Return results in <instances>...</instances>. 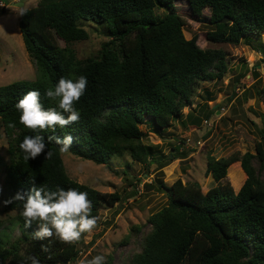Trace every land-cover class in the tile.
I'll list each match as a JSON object with an SVG mask.
<instances>
[{
	"label": "trees",
	"instance_id": "trees-1",
	"mask_svg": "<svg viewBox=\"0 0 264 264\" xmlns=\"http://www.w3.org/2000/svg\"><path fill=\"white\" fill-rule=\"evenodd\" d=\"M176 1L179 0H40L19 17V31L35 64L36 76L0 87V123L8 145V163L0 156L8 190L5 200L17 191H28L33 181L37 187L51 191L73 188L87 192L93 216L99 217L102 209L114 207L121 200L118 192H100L70 179L60 146L55 140L47 141L49 136L71 135L73 144L68 153L105 165L111 172L115 171L110 167L113 156L128 154L133 161L146 165L161 161L148 159L152 151L142 143L140 126L148 122L154 133L170 127L182 109L192 104L198 82L221 78L227 69L222 50L201 49L195 37L184 38L186 22L175 10ZM185 1L193 16L200 17L204 9H209L212 29L206 36L211 43L237 45L242 40L259 39L264 33V0ZM156 9L165 14L159 16ZM80 20L106 28L108 40L96 56L79 59L69 47L88 38ZM58 40L65 46L60 47ZM259 51L264 53L262 43ZM80 75L87 77L88 85L75 104L80 112L78 123L41 132L19 122L15 104L28 91L39 90L45 108L62 111L59 98L50 100L45 92L54 88L61 77L75 80ZM200 114L189 115L191 125L198 126L202 116L210 115ZM10 123H15V128H10ZM260 132L264 140V131ZM37 134L48 142L53 156L45 159L41 155L26 161L19 145L25 136ZM233 164L236 165L231 168L239 177L246 176L242 186L233 184L234 189L229 184H219ZM262 170L264 143H258L255 154L234 153L220 159L208 156L205 173L217 185L205 194L195 182L182 184L178 179L171 186L159 182L157 189L166 194L167 204L148 218L151 230L142 239L141 251L132 256L131 264H264ZM4 207L17 212L20 236L10 242L0 229V264H24L29 255H35L41 264L75 263L79 241L86 233L70 244L56 236L36 240L33 234L40 222L26 226L21 215L23 202L13 201ZM41 245L48 251H42ZM110 262L107 259V264Z\"/></svg>",
	"mask_w": 264,
	"mask_h": 264
},
{
	"label": "rangeland",
	"instance_id": "rangeland-1",
	"mask_svg": "<svg viewBox=\"0 0 264 264\" xmlns=\"http://www.w3.org/2000/svg\"><path fill=\"white\" fill-rule=\"evenodd\" d=\"M39 1L22 0V3L33 8ZM14 3L16 0H0V87L15 81H30L36 76L35 64L24 48L18 27L20 16ZM174 6L186 22L182 30L184 38L195 37L201 49L222 50L227 69L221 78L198 82L191 97L192 104L182 109L170 127L154 133L148 122L140 126L142 143L152 151L148 159H161L159 163L142 164L133 161L128 154L113 156L110 167L115 171L111 172L105 165H97L68 152L61 153L70 179L100 192H118L121 196L114 207L100 211L97 226L79 241L74 264L96 255H104L106 260H111L110 264H131L132 256L141 251L142 239L151 230L148 218L167 204L166 194L157 189L159 182L167 186L178 179L182 184L195 182L205 194L217 185L205 173L208 156L220 159L234 153L240 156L246 152L255 154L256 145L264 143L260 132L264 131V53L259 51V43L264 45V33L259 39L242 40L237 45L211 43L206 36L212 29L208 21L209 9L196 17L185 0L176 1ZM155 12L159 16L165 14L164 10L156 9ZM79 25L87 31L88 38L69 47L79 59L96 56L108 40L105 26L83 20ZM56 42L60 47L65 46L62 41ZM200 112L210 115L202 116L198 126L191 125L189 115L197 117ZM7 147L0 123V156L4 163H8ZM256 162L254 167L258 168ZM235 165L228 168L226 178L219 184H229L232 188L233 184L242 186L246 176L239 177L240 174L231 168ZM235 177L239 182H235ZM260 177L264 181V170ZM0 188L3 190L0 200H5L8 190L4 166H0ZM16 217V211H7L0 206V229L10 242L20 236Z\"/></svg>",
	"mask_w": 264,
	"mask_h": 264
},
{
	"label": "clouds",
	"instance_id": "clouds-1",
	"mask_svg": "<svg viewBox=\"0 0 264 264\" xmlns=\"http://www.w3.org/2000/svg\"><path fill=\"white\" fill-rule=\"evenodd\" d=\"M14 7L18 10L17 15L23 17L29 11V5L16 0ZM88 80L84 75H80L75 80L61 77L54 88H48L45 95L50 100L59 98L58 111L55 107L45 108L41 103V93L39 90H30L15 104V108L20 112L19 122L26 128L33 131H47L56 127L64 128L72 123H78L80 112L75 104L87 90ZM65 113L67 115H65ZM15 128V123L8 125ZM55 140L60 146L61 153H67L73 144V137L66 135L63 138L49 136L47 141ZM19 148L24 153V159L35 160L41 155L45 159H51L53 153L48 150V142L42 135L25 136ZM0 188V193H2ZM13 201H22L23 210L21 215L25 219L27 227L33 221H39V228L33 234L36 240H50L53 236L59 238L63 243L78 242L82 234L91 233L97 226L99 217L91 215L92 202L88 199L87 192L76 189L57 188L56 191L47 190L45 187H37L33 181V186L28 191H17L14 196L0 200V206H7ZM42 251H48L47 246L41 245ZM23 255V254H22ZM41 264L35 255L25 258L24 264ZM79 264H107L104 255H96L90 260H81Z\"/></svg>",
	"mask_w": 264,
	"mask_h": 264
},
{
	"label": "water",
	"instance_id": "water-1",
	"mask_svg": "<svg viewBox=\"0 0 264 264\" xmlns=\"http://www.w3.org/2000/svg\"><path fill=\"white\" fill-rule=\"evenodd\" d=\"M15 4H16V3H14L13 5H15ZM225 21H227V20H226V19H222V20H221V22H225Z\"/></svg>",
	"mask_w": 264,
	"mask_h": 264
}]
</instances>
